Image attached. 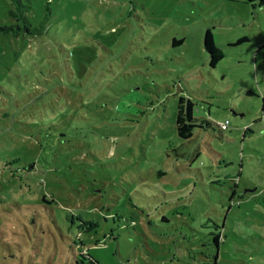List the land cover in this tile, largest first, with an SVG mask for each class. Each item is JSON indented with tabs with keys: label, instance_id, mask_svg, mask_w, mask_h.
<instances>
[{
	"label": "rangeland",
	"instance_id": "1",
	"mask_svg": "<svg viewBox=\"0 0 264 264\" xmlns=\"http://www.w3.org/2000/svg\"><path fill=\"white\" fill-rule=\"evenodd\" d=\"M29 2L42 32L0 35V264H264V5Z\"/></svg>",
	"mask_w": 264,
	"mask_h": 264
},
{
	"label": "trees",
	"instance_id": "2",
	"mask_svg": "<svg viewBox=\"0 0 264 264\" xmlns=\"http://www.w3.org/2000/svg\"><path fill=\"white\" fill-rule=\"evenodd\" d=\"M252 4H258L260 6L264 5V0H247ZM31 8V4L29 0H11V7L8 10L9 16L12 18V22L8 24H1L0 23V35H7V36H20V35H36L40 34L44 29V20L41 21L38 25H33L29 19L28 11ZM183 40L182 39H173V44H179ZM204 48L208 54L210 64L215 66L218 61L223 58L224 52L223 50L215 44L214 35L210 28L206 29L203 39ZM248 93L253 94L251 90H248ZM197 101L193 99L191 96H185L183 93L178 94V109L174 116L175 128L177 135L183 139H190L194 136L196 129H208L211 126V121L208 117L197 114ZM217 126L220 130V123H217ZM190 141V140H189ZM201 146H196L192 148L193 159L197 156L201 155L202 148H198ZM177 151L178 149H174ZM185 156V154H183ZM239 176V175H238ZM256 189V188H255ZM251 190V189H250ZM112 220H120L122 216L117 214H108ZM83 226L81 225L80 228L90 229V227L94 226L95 223L93 222H86L81 217H79ZM162 221L167 222L169 218L162 214ZM135 221H133L134 223ZM223 227V224L219 225ZM213 242L219 247L222 232H213ZM98 242V240H96ZM82 242V240H81ZM214 261L211 264H216L218 259V253L214 254ZM78 264H97L86 252H83L81 256H79Z\"/></svg>",
	"mask_w": 264,
	"mask_h": 264
},
{
	"label": "built area",
	"instance_id": "3",
	"mask_svg": "<svg viewBox=\"0 0 264 264\" xmlns=\"http://www.w3.org/2000/svg\"><path fill=\"white\" fill-rule=\"evenodd\" d=\"M229 124H230V120H229V119L222 120V121L220 122V128H221L222 130H226V129L229 128Z\"/></svg>",
	"mask_w": 264,
	"mask_h": 264
},
{
	"label": "crops",
	"instance_id": "4",
	"mask_svg": "<svg viewBox=\"0 0 264 264\" xmlns=\"http://www.w3.org/2000/svg\"><path fill=\"white\" fill-rule=\"evenodd\" d=\"M225 119H228V118L226 117ZM225 119H224V120H225ZM195 133H196V132H195ZM198 148H200V147H198ZM200 149H201V148H200Z\"/></svg>",
	"mask_w": 264,
	"mask_h": 264
}]
</instances>
